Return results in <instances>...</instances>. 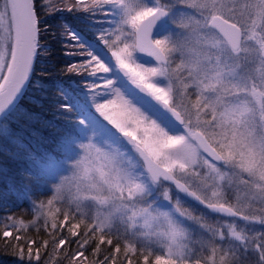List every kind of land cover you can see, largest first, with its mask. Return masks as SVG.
I'll use <instances>...</instances> for the list:
<instances>
[{"label": "snow or ice", "instance_id": "1", "mask_svg": "<svg viewBox=\"0 0 264 264\" xmlns=\"http://www.w3.org/2000/svg\"><path fill=\"white\" fill-rule=\"evenodd\" d=\"M34 86L51 151L13 128ZM0 151L28 165L33 218L0 216L27 264H264V0H0Z\"/></svg>", "mask_w": 264, "mask_h": 264}, {"label": "trees", "instance_id": "2", "mask_svg": "<svg viewBox=\"0 0 264 264\" xmlns=\"http://www.w3.org/2000/svg\"><path fill=\"white\" fill-rule=\"evenodd\" d=\"M65 17L73 24H78V21L74 20L71 14H64ZM58 21H50V23H57ZM52 44V53L50 56L51 64L45 65L48 68V72L40 73L38 70V75L41 76L46 83H51L54 80L63 79L64 77L59 76L56 73V69H59L63 63H65V58L60 54L59 45L55 41H49ZM47 98H44L42 94L35 86L30 89L28 94L21 98L20 103L23 108H26L29 112L35 114L36 119L33 122L26 120H21L19 124L13 123V128L18 133L22 134V138L25 143L29 141L41 144L42 147L51 151L55 147V142L60 135L57 132V128H62L64 125V118L59 112L56 111V104L54 102L55 97L59 95L56 89H50L47 92ZM38 101L39 103L33 102ZM55 117H60L63 121L55 120ZM75 119V117L73 118ZM51 121L56 127L46 126L43 122ZM36 133L37 135H33ZM43 138V139H41ZM48 141H51L50 143ZM28 165L27 162L23 160L14 159L13 157L7 155L3 151H0V196L4 193H8V199L10 204L7 205L4 199H0V216H14L17 218L24 219V213L30 206V201L27 199H19L17 193L22 192L25 185L30 184L31 181L27 178L25 171ZM23 177L19 182L18 179ZM14 182H17L15 184ZM18 188V189H17ZM19 188L21 190L19 191ZM47 197V193L40 195L34 194L33 199L39 200ZM5 204L7 205V210H5ZM24 217V218H23ZM31 218L24 219L25 221ZM29 234L35 236V233L29 229ZM41 236L47 238L43 232ZM75 245H73V248ZM86 256H91L89 252H85ZM20 258L13 255L11 248L3 247L0 243V264L2 262L7 264H17ZM22 263H27L23 261ZM60 264H66V262L61 261Z\"/></svg>", "mask_w": 264, "mask_h": 264}, {"label": "rangeland", "instance_id": "3", "mask_svg": "<svg viewBox=\"0 0 264 264\" xmlns=\"http://www.w3.org/2000/svg\"><path fill=\"white\" fill-rule=\"evenodd\" d=\"M60 2V0H58V3ZM65 14H69V13H65ZM74 118V117H73ZM55 120L58 122L59 120H61V121H63V119L62 118H60V117H55ZM21 179H23V177H20V179H18V181L17 182H19ZM17 182H14L15 184H17ZM18 189V188H17ZM21 190V188H19V191ZM48 195H50V193H47V196ZM44 199V198H43ZM5 200V199H4ZM6 203H7V205L8 204H10V200L8 199V196L6 197ZM24 216H25V218L24 219H26V218H33V216H32V212H31V209H30V206H29V208L27 209V211L24 213ZM23 261H19L17 264H27V263H22ZM1 264H7V263H4V262H2Z\"/></svg>", "mask_w": 264, "mask_h": 264}]
</instances>
